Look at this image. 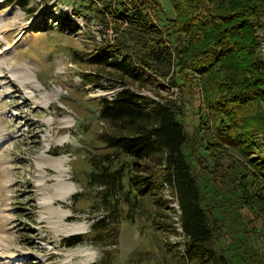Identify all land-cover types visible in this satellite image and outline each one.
<instances>
[{"label":"rangeland","instance_id":"rangeland-1","mask_svg":"<svg viewBox=\"0 0 264 264\" xmlns=\"http://www.w3.org/2000/svg\"><path fill=\"white\" fill-rule=\"evenodd\" d=\"M120 1L127 0H0V264H191L168 244L169 232L159 226H171L168 207L156 196L126 200L117 192L102 207L98 185L88 180V171L109 150L101 136L112 126L99 118L105 95L87 85L84 75L126 79L89 60L100 42L109 41L110 29L116 33L112 12L105 17L106 37L98 31L104 4L115 11ZM157 1L155 22L175 17L170 0ZM120 36L139 55L150 51L142 50L128 26ZM20 65L27 71H16ZM25 74L35 89L24 83ZM151 83L146 89L153 96L176 97L183 105V151L215 217L210 247L228 264H264V175L253 177L257 169L250 161L257 158L264 171V133L250 142L256 145L248 155L222 149L213 170L205 149L211 132L201 131L200 95L191 98L172 81L160 88ZM75 235L89 237L65 245Z\"/></svg>","mask_w":264,"mask_h":264},{"label":"trees","instance_id":"trees-1","mask_svg":"<svg viewBox=\"0 0 264 264\" xmlns=\"http://www.w3.org/2000/svg\"><path fill=\"white\" fill-rule=\"evenodd\" d=\"M170 1L175 17L162 24L151 16L160 10L157 0L120 1L115 11L104 4L99 21L106 29L110 22L105 17L112 12L118 23L117 36L112 45L100 42L98 52L89 60L128 80L112 82L98 73L85 74L84 80L104 90L117 85L149 89L150 82L160 88L163 80H169L172 86L179 84L191 98L198 93L204 115L201 131L211 132L210 146L214 151L207 145L205 149L215 170L216 155L222 149L229 146L248 155L256 145L250 142L264 133V59L258 52L257 31L264 28V0ZM124 26L138 34L137 42L143 44V51H150L139 55L138 47L125 43L120 36ZM115 52L120 59L114 56ZM156 94L157 99L124 87L113 101L105 96L99 118L112 126V131L101 136L109 150L101 153L94 168L88 171L89 183L98 185L102 207L121 192L126 200L154 195L165 208L168 206L162 192L167 184L179 199L183 228L190 237L187 258L202 249L207 262L228 264L222 255L215 258L209 247L215 217L212 214L211 220L204 206L203 190L183 151L187 134L178 119L183 105L178 98ZM250 161L257 169L252 176L257 178L256 172L264 175L258 159L251 157ZM85 173L84 169L82 178L86 179ZM81 194L73 195V202ZM104 219L105 216L99 222ZM159 226L165 227V233L171 232L170 224ZM88 237L66 238L65 245L84 242Z\"/></svg>","mask_w":264,"mask_h":264},{"label":"built area","instance_id":"built-area-1","mask_svg":"<svg viewBox=\"0 0 264 264\" xmlns=\"http://www.w3.org/2000/svg\"><path fill=\"white\" fill-rule=\"evenodd\" d=\"M97 25L99 29L98 31L100 33H103L101 35L106 37V34H104V31H109V30L105 29L104 25L102 24L101 25L97 24ZM116 36H117V33H115L113 29H110V34H109L110 38L108 39L109 41H107L109 45L114 44ZM97 38L100 41L103 40V38L100 35ZM258 42H259V47H258L259 55L264 59V30H261L260 32H258ZM114 56L117 57L118 59L121 58L118 52H115ZM157 78L159 79V77ZM162 83L165 84L166 87L169 86V80H163ZM87 85H91L92 87L94 86L95 87L94 91H98V93L100 92L101 94L103 93V95H105L106 97H108L109 100H112V101L114 100L117 92L122 90L124 87L131 88L135 90L137 93H140V94L142 93V95H148L150 97L157 99V97L153 96L152 93L148 91L147 89H138L135 87L133 88L132 86H129V85L127 86L117 85L111 90H106V89L104 90L102 88L96 87L94 84H87ZM171 98H176V97H171ZM172 191L173 190H171L166 184L162 192V197L166 201L167 206H168V211H169L170 221H171V232H169L167 236V242L174 249V251L178 254L179 257L185 258L187 257L186 254H187V248L189 247L188 244L190 242V237L186 234L183 228L182 209L180 206L179 199L177 195L174 194Z\"/></svg>","mask_w":264,"mask_h":264},{"label":"crops","instance_id":"crops-1","mask_svg":"<svg viewBox=\"0 0 264 264\" xmlns=\"http://www.w3.org/2000/svg\"><path fill=\"white\" fill-rule=\"evenodd\" d=\"M214 215V214H213ZM215 216V215H214ZM217 218V216H216ZM211 244V243H210ZM210 244H209V247H210ZM211 248V247H210ZM212 249V248H211ZM213 251L215 252V258L217 257V254H216V251L213 249ZM196 253H194L191 257V259H187L191 264H212L210 262H207L205 259H206V256H205V251L200 249V250H195Z\"/></svg>","mask_w":264,"mask_h":264},{"label":"bare ground","instance_id":"bare-ground-1","mask_svg":"<svg viewBox=\"0 0 264 264\" xmlns=\"http://www.w3.org/2000/svg\"><path fill=\"white\" fill-rule=\"evenodd\" d=\"M20 67H22V69H15V70H16V71L20 70L21 72H23V71H27V68H25L24 66L20 65ZM15 74H16V73H15ZM22 79L25 80V82H24L25 84L31 85V87L35 89V85H34L33 80H30V79L26 76V74L24 75V77H23ZM64 160H65V159H64ZM60 162H63V159H62V158H60ZM73 189H74V188H73ZM67 190H70V189H67ZM67 192H69V191H67ZM62 195H63V194H62ZM66 195H68V194H66ZM64 198H65V197H64ZM72 255H73V254H71V256H72ZM80 264H91V262H89L88 259H85V260L81 261Z\"/></svg>","mask_w":264,"mask_h":264}]
</instances>
